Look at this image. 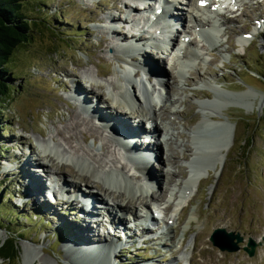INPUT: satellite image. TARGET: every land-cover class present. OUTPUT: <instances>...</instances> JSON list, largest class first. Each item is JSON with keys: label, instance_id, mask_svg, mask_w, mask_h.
I'll use <instances>...</instances> for the list:
<instances>
[{"label": "rangeland", "instance_id": "374dc122", "mask_svg": "<svg viewBox=\"0 0 264 264\" xmlns=\"http://www.w3.org/2000/svg\"><path fill=\"white\" fill-rule=\"evenodd\" d=\"M122 1L128 3V0ZM122 1L22 2L23 14L29 22L27 41L17 47L9 60V71L0 74V80L7 84L8 88L6 101L4 99L0 105V110L5 113L0 114V246L9 238H14L19 255L10 260L0 259V264H24V257L28 258L31 252L38 259L35 264H76L74 254L65 250L64 244L69 240L73 241L74 236L69 232L73 233L71 228L76 227L73 223L81 220L79 208L76 205L53 207L50 201L42 198L27 201L22 190V184L28 175V169L22 167L25 160L36 166L35 174L42 175L45 185L51 189L61 187L65 181L70 185L76 184L77 190H85V194L96 192L91 185L83 186L84 183L80 179L72 180L68 174L58 170V167L64 166L63 170L68 168L78 175V164L75 167L65 161L63 153L73 158L86 159L95 167L101 162L105 167L101 168L103 171H121V167L126 168V174H123L132 185L139 186L142 182V177L130 169L127 159L121 154L122 151H119L117 137L95 122L91 113L82 111L79 102H76L78 105L72 104L75 101L70 99L65 91L66 86H76L90 93L86 87L91 83L94 92L103 94L104 102L100 101V105H103L101 110L116 113L114 106L106 109L111 106L106 94L111 82L115 83L113 87H117L115 73L119 69L123 71V65L118 59L120 53L116 52L117 39L121 36L114 33L112 35L113 30L109 29L121 27L124 18L129 21L133 17L131 12L123 11ZM176 5V10L180 13V6ZM238 6L239 10L232 15L234 20L222 25L225 31H221L218 37L221 45L216 44L214 52L211 53L199 43V60L186 71L185 78L179 81L178 87L171 80L175 69L174 61L169 60L167 67L156 59L157 56L146 54L148 60H153L159 69L166 70L167 74L163 80H167L166 84L169 82L174 87L171 89V97L181 100L174 106L180 116L164 113L158 118L164 119L166 127L157 125L163 137V144L158 149L161 150L158 153L159 161L153 164L157 176L153 174L154 170L148 167L150 175L161 183V186L155 189L148 188V191L155 190L151 193L157 198V206L163 208L167 205V200L172 198L170 193H173L172 190L177 188L183 177L182 173L187 172L184 167L185 160L182 158L184 149L180 144L191 147L193 141L187 127L195 126L198 121L189 126L186 122L194 116H198L199 121H202L203 113L197 103L214 100L212 89L206 91L199 73L220 92L217 93L220 106L214 111L213 122H227L230 125L234 132L233 143L223 168H217L214 163L207 164L195 198L182 213L175 209L169 216L165 212L158 214L162 222H166L170 217L173 227H169L166 233L157 231L148 235L147 238L151 240L149 244H142L140 238L128 242L114 241L118 245L114 264H255L260 257H264V107L260 106V100L264 96V78L261 77L264 75V28L254 27L255 19H264V0H241ZM181 8L185 10V5ZM109 16H114L116 20L119 17L121 20L115 25L105 23ZM217 19L221 22L220 18ZM187 25L191 23L187 21ZM219 27L221 28L220 25ZM186 31L188 33V30ZM243 34H251L246 43L241 37ZM252 34H255L254 37ZM188 35L191 38V46H196L193 41L195 36L191 31ZM111 49L113 52L109 53ZM66 74H73L70 80L65 77ZM95 84L101 85V90ZM199 92L203 93L204 97H201ZM247 93L249 95L244 97ZM234 94L240 97L230 98L229 95ZM233 99L239 100L240 105L231 104ZM76 100L79 101L77 98ZM76 111L80 118L90 122L88 128L81 126L76 129L75 123L69 121L71 113ZM205 118L209 119L208 116ZM131 120L130 123H133V117ZM68 124L72 127L76 140L65 143L57 136V131L64 130ZM91 124L95 129L94 135L88 134ZM173 132L175 137L171 138L170 134ZM82 133L88 134L85 142L82 140ZM201 135L209 136L212 140L204 139ZM218 135L220 132H217ZM65 136L67 137V134ZM217 136L215 125L203 126L198 134L201 152L216 146L220 137ZM52 148L56 150L55 153H51ZM46 150L57 159V164L48 165V178L47 173L37 165L38 154ZM18 160L20 162H17ZM170 160L176 162L168 166ZM207 160L210 161L207 155H201L197 162L202 164ZM162 161L165 165L164 172L168 169L175 171V175L168 178L170 182L159 169L162 167ZM8 164L13 167L7 166ZM83 175L88 181H93L89 174ZM184 180H181L178 188L181 189ZM100 186H103L102 183ZM144 188L146 187L140 190L141 193L147 191ZM158 188H161V191H158ZM97 195H94L95 199ZM142 198L144 199L143 196ZM142 198L136 202L137 215L143 204ZM230 198L233 202L231 206L228 205ZM110 199L106 197L107 205L115 213L113 198ZM226 212H230L228 219L233 226L225 229L214 216H224L227 215ZM73 217L75 218L72 219ZM152 229H156V226L152 225ZM170 229H173V232H170ZM216 229L238 235L242 239L237 244L238 251L229 253L213 246L210 237ZM96 230L98 238H93L90 242H96L97 239L110 242L113 239L111 227L98 226ZM12 233L14 236L9 235ZM139 233L140 229L136 228L130 230L129 234L138 237ZM182 234H185V240L179 248L177 243L181 241ZM16 236L22 239H17ZM250 239L256 244L252 257L244 251ZM76 241L78 239H75ZM165 242L173 243L164 246ZM103 262L108 263L107 260Z\"/></svg>", "mask_w": 264, "mask_h": 264}, {"label": "bare ground", "instance_id": "6f19581e", "mask_svg": "<svg viewBox=\"0 0 264 264\" xmlns=\"http://www.w3.org/2000/svg\"><path fill=\"white\" fill-rule=\"evenodd\" d=\"M121 1L122 0H117V2H120V3H121ZM187 1H188V8H190L193 11V15L195 16L194 24H197L198 26H201V27H203V29H205L200 34V37H202L201 41L205 40L208 48L211 51H214L213 48H215L216 44L220 45V43H221L220 40H218V37L220 36L221 30H220V27L217 23V20L212 18V21H211L207 18L205 19V17L203 18L202 14L201 15L196 14L197 12H200L204 9V7H201L199 5V1H201V0H187ZM122 3H123V1H122ZM123 4H124V6L122 8H123L124 12H126V10H127L129 12H136V14H138L139 9H142V8L146 9V7H147V5L145 6V4L141 3L140 0H128V3H123ZM185 7L187 8L186 4H185ZM176 8L177 7H175V9ZM179 10H181V12H183V13H180L181 14L180 17L175 18L174 21L176 22V24H180V25H181V23H183L184 27L188 28V25L184 21V9L180 8ZM120 20L121 19L119 17L116 20V18L114 16H112L111 23L117 24V22ZM127 21L128 20L126 18H125V20H123V26L127 25L126 24ZM105 23H108V20L105 21ZM206 28H208V29L206 30ZM175 29L176 28L173 27L174 31H176ZM110 30H111V28L109 29V31ZM183 31H184V33L187 34V31L185 29H183ZM111 32H112V35L114 33L117 36H121V37H118V39H117V42H118L117 44H118L119 48L121 46L126 47L127 45L130 44L127 48H125L123 50V52H125V53H128L129 51L138 52L139 53L138 57L141 59V61H139L138 63L140 65H142L144 67V69L148 70V73L151 76H154V74L156 75V73H154V71H152L151 69H148L149 65H153L154 67L157 66L153 60L152 61L148 60V58L146 57L147 56L146 54H148L149 52L141 50V48H136L135 47L136 45L133 44L132 42L131 43L127 42L131 38L126 36L124 31H120V33H117L116 31H111ZM133 36H134V33H131V37H133ZM246 42L247 41L244 40V43H246ZM188 46L190 47L189 53L187 52ZM118 47H116V48H118ZM187 47L185 49V55H184L185 60H183L181 62V67L177 71V76H174V74H171V76H172L171 80L173 81L174 84H176V87H178L177 85L179 84V81L183 80L185 78L186 71L188 69H190L192 67V65L194 66L196 64V60H199V57H200V54H198L197 49L195 47H193V45L191 46V42H188ZM100 48H102V45L100 46ZM116 48H114L115 49L114 51H116ZM116 52L120 53V51H118V50ZM143 53H144V55H143ZM126 58H127L126 55H124L122 53V56H120V58H118V59H119L120 63H123ZM158 60L163 61L168 67L169 59L167 60V59L158 58ZM127 63H128V59H127ZM157 69L160 72V75L163 79L164 75L167 74L166 70L162 69V68H160V69L157 68ZM115 74H117V79H116L117 80V87H113L115 85V83H113V82H111L110 85L108 86V90H107L108 94H106V95L108 96L107 100L110 102L111 106L106 107V109H109L110 107L114 106V107H116L114 109V111H116V113L115 112L109 113V112H105V111L101 110V108H103V105H100V101L104 100L103 94H101L99 92H97V93L94 92L93 91L94 87L92 86L91 83H90V85H88V87H86V88H89L90 93L83 91L76 86H72V88H69L66 86L67 89H65L64 85L63 86H64L65 91L68 92L67 95L70 97V99L75 101V103H72V104L78 105L76 102H79V105L81 104V108H82L81 110L86 112V113H88V111L91 110L92 111L91 114L94 117L93 120L97 123L99 122L98 123L99 125L104 127V129L109 130L113 136L117 137L116 139L119 140V142H117V143L119 145V151L120 152L122 151V152L128 153L130 151L140 150V153H144L141 151H143V150L146 151V153H144V156H143V158H145L146 160L141 159V162L143 163V165H142L143 169L142 170L146 172V175H147L146 177H148V182L150 185V186H148V188L154 187V189H155V187L161 186V183L159 182V180H156L155 178H153L150 175V173H149L150 169L148 168L149 167L148 165L151 164L150 167L153 169V164L156 161H159L160 157L158 155L155 156L154 161H153L152 154H151V151L153 150V148L144 147L145 144L140 138L141 131H144L145 128L139 127L137 129H134V127H132L133 123L132 122L130 123V121H132L131 120L132 117L134 120L136 118H142L144 120V118L146 116H149L148 119H145V121L143 122V125H145V123L150 119L154 120V121H156V131L159 132L161 130L159 129V127L157 128V125L161 124L164 127H166V126L164 125V119L160 118V120H158V118L164 113H167V114L173 115V116H175V115L180 116L179 111H177V110L176 111H170V108L172 106L174 107L177 104V102L179 103V101H181V100L180 99L174 100L171 97V92L173 90L172 84L170 85L169 82H168V84H166V83H164V80H162L163 85L165 86V91L168 95L165 102L163 101V104L164 103L170 104L169 107L166 109V105L164 104L163 109L157 110L154 107L156 105V103L154 106L152 105V103H154V101L150 98V96L146 92L145 88L143 87V90H144L143 99L141 100L140 105H138V108L136 109L135 103L133 104L134 96L129 93L128 86L135 85V87H137V85L135 83L136 82L135 77L137 75L132 76V75H130L129 71H120V69ZM119 74H123V77H118ZM71 75H73V74H70V75L66 74L65 77L66 78L68 77L70 80ZM101 75H103V74H101ZM199 76L205 84L203 86L204 87L206 86V88H205L206 91H209L210 89H212V92L214 93V100L201 101V102L199 101L200 103L199 102L197 103L198 108H200V110L203 113V115H202L203 120L199 121L200 118L198 116H194L192 119H190V121L186 122L187 126H189L191 123H195L196 121H198V124H196L193 127H187L189 129V132L191 133L190 139H191V141H193L191 144V147L180 144V147L182 149H184L183 154H182V158L189 165V169L191 168L189 171L190 172L189 177H186L187 176L186 174H188L187 172L182 173L183 177L181 176L182 177L181 180H184L183 178H186L183 181L184 186L181 190V194L183 195V198H184L183 204L187 203L188 205L191 203L192 199L195 198V196L198 192L199 184H200L201 180L203 179V173L205 172L204 169L207 167V164L214 163L217 168L219 166L221 168H223V165H224L226 158H227V154L232 147L233 134H234V132L231 130L230 125H228L227 122H218V123L213 122V118L215 117L214 111H215V109H218L220 106L218 103L220 98H218V96H217V93L219 94L220 92L216 88H214V87H216L215 85H211L210 83H208V81L204 80V78L201 77L200 73H199ZM124 82H126V84H124ZM72 83H73V81H72ZM95 86L97 88H99V90H101V88H102L101 85L95 84ZM91 93L93 95H91ZM198 94L201 97H204L203 93L199 92ZM248 95H249V93L245 94L244 97H247ZM229 96H231L230 98H239L240 97L239 95H235V94L229 95ZM76 98L79 101H77ZM158 98H159V100L163 99V96L161 98L160 97H158ZM260 101H261L260 106H261V108H263L264 107V96L262 97V100H260ZM239 103H240L239 100L233 99L231 104L240 105ZM127 113L129 115H127ZM71 114L72 115H71L69 121L72 120L75 123L76 129H78L81 126H83L84 128H86V127L88 128L90 126V122L88 121V123H89L88 124L86 120L80 118V114L77 111L72 112ZM205 116H208L209 119H206ZM213 125L216 126V136H217V132H220V135H218V136H220L218 138V143L216 146L211 147L204 152H201L202 149H200V147H199L200 142L198 139V134L200 133V130L203 126L211 127ZM112 126H114L115 128L112 129ZM184 127H185V125H184ZM121 132L124 133L126 136H129L130 138L124 139V138L120 137L119 135ZM66 134H67V137L65 136ZM88 134H91V135L95 134V129L92 126V124H91V127L89 128ZM88 134H83V137H82L83 142H85L87 140ZM57 136L65 143H67V142L69 143L72 140H76V136L73 133V129H72V127H70V124H68L64 128V130L57 131ZM170 137L171 138L175 137L174 132L170 134ZM202 137L204 139L210 138L209 136H202ZM176 139L178 140V138H176ZM210 140H212V139L210 138ZM124 147H126L127 149L125 150ZM55 151L56 150L54 148H52L51 153H55ZM51 153H48V150H46V152H41L38 154V156H39V160L37 161L38 168L41 170L43 169V172L47 173L46 174L47 178H48V174L50 173L49 169H48V165L49 164L54 165L55 163L57 164V162H56L57 159H54V156L52 157ZM141 155H143V154H141ZM201 155H207L209 157L210 161L207 160L205 163H202V164L198 163L197 162L198 158ZM23 156H25V154H23ZM62 156L65 158V161H68V162L74 164L75 167H77V164H78V169H79L78 175H77L78 177L76 176V174L73 171H71L68 168L63 170L62 168L64 166L63 167L60 166V168L58 167V170H60L62 173L64 172V173L68 174L72 180H73V178L75 180L80 179L81 182L84 183L83 186L91 185L93 187V189L96 191V195L98 193V195H97L98 197H96V199H95V197H92L94 195H92L91 193L88 195L84 194L82 196L81 195L78 196L79 194L77 193L78 190L76 188V184L70 185V184H67V182L65 183V181H64V183H62V185H61V187H62L61 188V198L59 199L60 202L58 203L59 204L58 206H62V205H67L70 207L75 206V205L78 206L79 202L77 201V198L82 199V201H83L81 206L79 207V214L82 215L80 217L81 220L80 221L77 220L74 223L71 222V223H73V225H76V227L73 226V228H71V229H73V233L69 232L70 235L74 236L72 239L73 241L69 240L64 244L65 250L71 251L72 254H74L73 258H75L76 264H114L113 263L114 262V255L117 254L116 250L118 249V245L116 242H128V241H133L135 239L140 238V239H142L141 240L142 244H149V242H150L149 239H148L149 241H147V242L145 241V238L148 236L147 231H145V230L141 231V233L138 237H136L134 234H132V235L129 234L130 230H133V229H130L128 227L127 224L129 223V221L127 219H125V217L129 213L133 214L135 217L138 216L137 215L138 206H137L136 202H137V199L142 198V196L144 197V199L142 198L143 204L141 206V209L147 208L149 201L155 202L157 200V198H155L154 194L151 193L152 191H148L149 190L148 188L145 189L147 191L142 192L145 194V196H144V194H142L140 192L141 189L143 190V187L141 185H139V186L132 185L131 181L127 178V176L126 175L124 176V174H126L125 173L126 168L124 169L121 167L122 173L118 174V173H116L110 169L103 171L102 169H105V167L102 166L101 162H98V167H95L94 165L89 163V161L86 159L73 158L72 156L67 155L65 153H63ZM17 162H20V161L18 160ZM17 162H16V167H18ZM173 162H176V161L172 160V162H171V160H170L169 164H167V165L169 166L171 164H174ZM163 163H164V161H162V167L160 166L159 169H160V171H162V173H163L162 175H164L165 179L170 182L171 180H168V178L173 177L175 175V171L168 169V171L166 170V172H164L163 169L165 168V165ZM58 164H60V163H58ZM7 166L13 167V165H9V164ZM212 166H214V165H212ZM14 167H15V165H14ZM22 167H23V169H28V175L25 179L24 184H22V190L24 191L23 192L24 198H26L27 201L32 200V199L42 198V199H46V201H50V204H51V201L53 202V199H52V197L47 198L46 190H48V186L45 185V182L42 178L43 176L39 175V173H37L38 176L35 174L37 171L36 166L34 167L29 161L25 160L24 163H22ZM33 167H34V169H33ZM94 167H95V169H94ZM56 173H58V172H56ZM83 173L89 174V176L93 179V181L92 180L88 181L86 179L87 177H85L83 175ZM156 173H157V171L154 170L153 174L155 176H157ZM207 174H208V172H207ZM121 175H123V176H121ZM77 183H79V182H77ZM101 183L104 187L100 186ZM68 186H69V188H68ZM158 191H161V188H160V190L158 188ZM162 192H163V190H162ZM50 193L54 194L55 191L53 189H51ZM66 196H68V197L66 198ZM107 196L109 197V200H111L110 197L113 198V200H112L113 206L117 209V212L113 213L112 209H110V207L107 205V202H106ZM97 199L101 200L100 201L101 204H103L108 211L109 220L111 219L113 221L106 222V221L102 220L103 218L101 220H99V216L95 215L96 210L98 209L97 204L91 203V201L97 200ZM46 201L44 203H46ZM102 201H104V202H102ZM67 202H69V203L66 204ZM74 203H76V204H74ZM232 204H233V202H232V199L230 198V200L228 201V205L231 206ZM51 205L53 207L56 206L53 204H51ZM45 207H47V206H45ZM227 209H226V211H227ZM124 210L127 211V213L124 215V217L118 216L119 215L118 211H124ZM76 211H77V209H76ZM183 211L184 210H182L181 213ZM226 213H227V215H224V216H221V214L220 215L216 214L214 216L215 219L221 224L222 228H225V229L230 228L232 225L228 219V214L230 212L229 213L226 212ZM75 217H73L72 219H74ZM230 218H232V217L230 216ZM180 220H181V218L179 217V221ZM98 226H103L105 228H109V227L112 228L113 239L110 242H107V241L101 242L100 239H97L96 242H90L91 239L98 238L96 235V232H97L96 228ZM89 227H92L93 230L90 229ZM93 227H95V228H93ZM170 232H173V229H170ZM203 235H204V233H203ZM120 237H123L124 240H122ZM181 238H182L181 241H179L177 243L179 245V248H181V246L184 243L183 239H185V234H182ZM75 239H78V241L75 242ZM114 241H116V242L114 243ZM172 243L169 244V243L165 242L164 246L165 245H172ZM31 253H30L28 258L24 257V264H35V262L38 260L35 256H33V252H31ZM105 260H107L108 263H104L103 261H105ZM205 262H203V263H205ZM213 263L211 262L210 264H213ZM255 264H264V257H262V258L260 257L259 261H257Z\"/></svg>", "mask_w": 264, "mask_h": 264}, {"label": "trees", "instance_id": "16d2710c", "mask_svg": "<svg viewBox=\"0 0 264 264\" xmlns=\"http://www.w3.org/2000/svg\"><path fill=\"white\" fill-rule=\"evenodd\" d=\"M22 2L23 0H0V74L9 71L7 68L9 60L13 57L17 47L27 41L29 22L23 14ZM261 77L264 78V75L262 74ZM7 91V84L0 80V105L3 104ZM0 114L5 113L0 110ZM9 235L14 236L13 233ZM16 238L22 239L17 236ZM11 250L13 249L1 247L0 259H8L12 255Z\"/></svg>", "mask_w": 264, "mask_h": 264}, {"label": "water", "instance_id": "95a60500", "mask_svg": "<svg viewBox=\"0 0 264 264\" xmlns=\"http://www.w3.org/2000/svg\"><path fill=\"white\" fill-rule=\"evenodd\" d=\"M236 240V242H234ZM210 241L213 244V246L219 248L221 251H226V252H236L238 251V243L242 241V239L238 235H234L233 233H226L225 230L223 229H216L214 230V233L210 237ZM226 244V245H225ZM5 247V249H13L11 250V256L5 260H10L12 257L17 258L19 255V252L17 251L16 245L13 240L9 238L8 241H5L1 246ZM255 247L256 244L254 243L253 240H249L247 243V246L244 248V251L252 257L255 252Z\"/></svg>", "mask_w": 264, "mask_h": 264}]
</instances>
